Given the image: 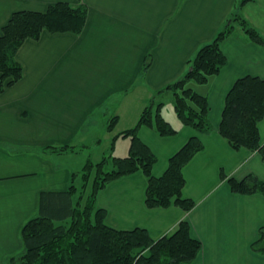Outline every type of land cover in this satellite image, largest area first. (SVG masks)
Returning a JSON list of instances; mask_svg holds the SVG:
<instances>
[{"label": "crops", "instance_id": "0c3cea01", "mask_svg": "<svg viewBox=\"0 0 264 264\" xmlns=\"http://www.w3.org/2000/svg\"><path fill=\"white\" fill-rule=\"evenodd\" d=\"M242 1L0 0V34L17 11L44 12L58 2L87 8L81 33L44 32L26 40L16 54L23 76L0 94V264H20L12 259L24 252L22 231L39 214L42 192L64 191L75 182L77 168L68 165L67 153L99 150L103 138L105 151L128 155L131 140L119 134L154 98L179 132L161 136L140 128L139 137L157 156L153 174H164L170 158L198 136L203 148L183 169V196L196 204L189 212L177 205L148 207V177L138 171L99 192L106 223L145 228L157 239L186 219L202 243L190 264H264V254L252 247L264 226V196L233 192L227 182L250 173L264 180V160L258 151L234 149L219 131L234 83L249 75L264 78V45L233 21L244 17L264 37V0ZM230 23L234 32L221 43L227 64L206 83H189L208 97L213 130L201 134L185 126L175 108L167 118L165 99L173 102V96L157 91L182 77L188 61ZM259 130L264 143V118ZM64 146L75 149L55 150Z\"/></svg>", "mask_w": 264, "mask_h": 264}, {"label": "trees", "instance_id": "16d2710c", "mask_svg": "<svg viewBox=\"0 0 264 264\" xmlns=\"http://www.w3.org/2000/svg\"><path fill=\"white\" fill-rule=\"evenodd\" d=\"M246 1L243 0L241 5ZM86 18V7H75L65 2H58L44 12H14L0 34V94L23 76V66L16 59V54L26 40H37L44 32L79 34ZM233 21L244 27L251 40L264 45V37L244 17L236 15ZM233 32L234 24L226 25L188 61V70L182 77L157 91H171L178 118L185 126L201 134L213 130L208 97L196 92L189 83H206L211 76L220 73L228 62L221 43ZM163 104L155 102L154 98L137 123L119 134L131 140L128 155L113 156L111 147L101 161L94 163L89 160L84 165L83 182L79 186L72 181L67 190L42 192L39 214L31 218L22 231L24 252L12 260H18L20 264H190L196 260L202 243L192 235L188 220H181L173 232L153 239L145 228L119 230L109 226L106 209L96 203L99 192L109 183L142 171L148 177V207L177 205L186 212L194 208L196 203L183 196L186 185L183 169L202 150L199 137H191L170 158L169 166L161 176L153 174L157 156L139 137L143 126L153 128L161 136L179 132L164 117ZM263 118L264 78L250 75L239 78L226 97L220 134L234 149L258 151L264 160V143L259 130V122ZM116 122L117 118H112L108 128L112 129ZM74 149L64 146L55 150ZM109 165L111 170H107ZM76 176L75 173L72 178ZM90 182L91 190L88 191ZM227 182L233 192L264 196V180L255 174L250 173L241 180L229 177ZM252 247L264 254V226Z\"/></svg>", "mask_w": 264, "mask_h": 264}, {"label": "rangeland", "instance_id": "374dc122", "mask_svg": "<svg viewBox=\"0 0 264 264\" xmlns=\"http://www.w3.org/2000/svg\"><path fill=\"white\" fill-rule=\"evenodd\" d=\"M170 94H172V92L170 91L169 92ZM166 100V103H165V110H164V114L167 118H170L171 114L174 113V104L172 101H170L169 99H165ZM133 127V126H132ZM103 140V145L102 147L99 149V150H95L94 148L90 147V148H83V149H79V150H84V151H79V152H68L66 156V158L68 159V165L71 167H75L77 169H75V171H77V176H76V184L79 186L83 180H82V170H83V167L84 165L89 161L91 160L92 162L94 163H97L99 161H101L104 157V155H106L109 151H105L104 150V139L102 138ZM128 141L130 140H127L126 143L128 144ZM104 151L106 153H104ZM104 153V154H103ZM116 154V153H115ZM114 153H113V156H116ZM76 158H82L81 160H79L78 162L76 161ZM64 159V158H63ZM75 159V160H74ZM74 161V162H73ZM112 169V166L109 165L107 167V170H111ZM91 182L89 183V189L88 191H90L91 189Z\"/></svg>", "mask_w": 264, "mask_h": 264}]
</instances>
